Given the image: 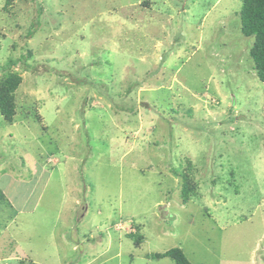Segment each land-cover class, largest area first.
Here are the masks:
<instances>
[{"label":"rangeland","instance_id":"1","mask_svg":"<svg viewBox=\"0 0 264 264\" xmlns=\"http://www.w3.org/2000/svg\"><path fill=\"white\" fill-rule=\"evenodd\" d=\"M241 0H0V264H264V82ZM186 188L187 199L183 190ZM185 193V195H186Z\"/></svg>","mask_w":264,"mask_h":264},{"label":"trees","instance_id":"2","mask_svg":"<svg viewBox=\"0 0 264 264\" xmlns=\"http://www.w3.org/2000/svg\"><path fill=\"white\" fill-rule=\"evenodd\" d=\"M239 11L240 31L244 36L253 37V43L249 50L250 57L254 62L257 77L264 82V0H241ZM21 77L17 73H7L6 78L0 85V111L6 116L14 114L12 94L20 83ZM184 200L187 199L186 188L183 192ZM186 193V195H185ZM153 257H169L175 264H193L185 255L182 248L172 247L163 253L153 254ZM16 264H35L33 262L19 261Z\"/></svg>","mask_w":264,"mask_h":264}]
</instances>
